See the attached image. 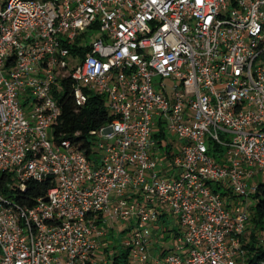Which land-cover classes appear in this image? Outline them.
Returning a JSON list of instances; mask_svg holds the SVG:
<instances>
[{
  "label": "built area",
  "instance_id": "built-area-1",
  "mask_svg": "<svg viewBox=\"0 0 264 264\" xmlns=\"http://www.w3.org/2000/svg\"><path fill=\"white\" fill-rule=\"evenodd\" d=\"M65 85L113 117L90 157ZM263 177L264 0H0V264H108L123 222L127 264H248Z\"/></svg>",
  "mask_w": 264,
  "mask_h": 264
},
{
  "label": "trees",
  "instance_id": "trees-1",
  "mask_svg": "<svg viewBox=\"0 0 264 264\" xmlns=\"http://www.w3.org/2000/svg\"><path fill=\"white\" fill-rule=\"evenodd\" d=\"M69 87L65 85V89L58 97L61 115L54 124V140L58 143L68 138L90 157L94 152L91 147L94 138L90 135V131L110 122L113 117L108 111L105 97L93 93L88 96L86 103L76 110ZM52 180V177L42 181L29 180L26 190L15 198L31 204L34 199L45 197ZM254 198H258V202L251 218V227L253 230L264 229V183L260 184ZM246 248L248 264H260L264 260V251L256 247L254 242L249 243ZM108 264H127V251L115 253Z\"/></svg>",
  "mask_w": 264,
  "mask_h": 264
},
{
  "label": "rangeland",
  "instance_id": "rangeland-1",
  "mask_svg": "<svg viewBox=\"0 0 264 264\" xmlns=\"http://www.w3.org/2000/svg\"><path fill=\"white\" fill-rule=\"evenodd\" d=\"M160 80H161L160 77H154L153 83L156 85V83L159 82ZM166 82H169V79H166ZM57 87H59L58 84H57ZM96 142H97V140L94 139V143H96ZM225 148L223 146H221V150L222 151H225ZM216 151H217V147L214 146V145H212L211 146V149L209 151V154L210 155H213L214 152H216ZM219 157L220 156L216 154V159L217 160L219 159ZM263 179H264V177H263ZM261 180H262V178H261ZM259 181H260V178H259ZM250 201H251L250 206L252 208V211L254 212L255 211L256 204L258 202V198H253ZM129 225H130V222H123V223H120V224H118V223L115 224V226L113 228L112 227L109 228V233H108V235H106L104 237L105 240L103 242L104 244L105 243H108L109 244V251L107 253V254H109V257H111L114 253L120 252V248L118 246L115 247V245H118V243L121 240H123V238L125 237V234H123V231L125 229H127L129 227ZM165 233L166 234H170L171 232L166 231ZM170 239H171V234H170V237H167L165 239V241H162L161 242V245H164L165 244L167 247L173 246L174 245V241L173 240H170ZM159 253L160 252L157 251L156 252V256H159Z\"/></svg>",
  "mask_w": 264,
  "mask_h": 264
}]
</instances>
